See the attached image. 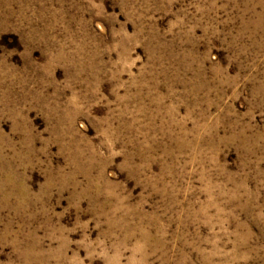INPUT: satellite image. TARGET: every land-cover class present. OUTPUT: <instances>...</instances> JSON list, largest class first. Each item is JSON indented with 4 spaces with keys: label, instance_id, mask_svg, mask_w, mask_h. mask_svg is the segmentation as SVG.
Instances as JSON below:
<instances>
[{
    "label": "rangeland",
    "instance_id": "obj_1",
    "mask_svg": "<svg viewBox=\"0 0 264 264\" xmlns=\"http://www.w3.org/2000/svg\"><path fill=\"white\" fill-rule=\"evenodd\" d=\"M0 264H264V0H0Z\"/></svg>",
    "mask_w": 264,
    "mask_h": 264
}]
</instances>
